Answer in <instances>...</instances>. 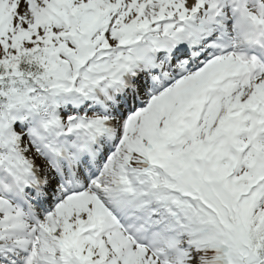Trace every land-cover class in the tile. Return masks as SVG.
<instances>
[{"label":"snow or ice","instance_id":"snow-or-ice-1","mask_svg":"<svg viewBox=\"0 0 264 264\" xmlns=\"http://www.w3.org/2000/svg\"><path fill=\"white\" fill-rule=\"evenodd\" d=\"M0 264H264V0H0Z\"/></svg>","mask_w":264,"mask_h":264}]
</instances>
